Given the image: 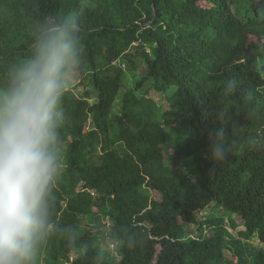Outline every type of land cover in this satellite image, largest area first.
Masks as SVG:
<instances>
[{
    "label": "trees",
    "instance_id": "obj_1",
    "mask_svg": "<svg viewBox=\"0 0 264 264\" xmlns=\"http://www.w3.org/2000/svg\"><path fill=\"white\" fill-rule=\"evenodd\" d=\"M68 13L83 65L35 264H264V0H0V90Z\"/></svg>",
    "mask_w": 264,
    "mask_h": 264
},
{
    "label": "clouds",
    "instance_id": "obj_2",
    "mask_svg": "<svg viewBox=\"0 0 264 264\" xmlns=\"http://www.w3.org/2000/svg\"><path fill=\"white\" fill-rule=\"evenodd\" d=\"M32 56L0 90V264H35L62 175L63 102L83 65L80 22L45 20ZM224 154L216 149L217 158Z\"/></svg>",
    "mask_w": 264,
    "mask_h": 264
},
{
    "label": "rangeland",
    "instance_id": "obj_3",
    "mask_svg": "<svg viewBox=\"0 0 264 264\" xmlns=\"http://www.w3.org/2000/svg\"><path fill=\"white\" fill-rule=\"evenodd\" d=\"M238 5H233L232 6V10L233 11H235V13L238 15V16H240L241 18H244V19H247L249 16H251L252 15V13L251 12H248L245 8H243V9H241L240 11H238ZM125 69H128V66L126 65V67H125ZM145 68L144 67H141L137 72H136V76H137V78H140L142 75H144L145 74ZM126 74L128 75V76H130L129 77V80H128V82H127V85L129 86V87H132L133 86V84H134V77L133 76H131V75H133L134 74V72H132V71H130V70H127L126 71ZM158 199H159V196L158 195H155ZM192 230H196L195 229V227L194 228H192ZM108 241H104L102 244H101V249L102 250H106V251H108V252H111L112 254H116V252H117V247L114 245L113 246V244H111V243H107Z\"/></svg>",
    "mask_w": 264,
    "mask_h": 264
},
{
    "label": "water",
    "instance_id": "obj_4",
    "mask_svg": "<svg viewBox=\"0 0 264 264\" xmlns=\"http://www.w3.org/2000/svg\"><path fill=\"white\" fill-rule=\"evenodd\" d=\"M153 8H155V7L153 6ZM154 19H155V13H154ZM148 26H150V24H148Z\"/></svg>",
    "mask_w": 264,
    "mask_h": 264
},
{
    "label": "built area",
    "instance_id": "obj_5",
    "mask_svg": "<svg viewBox=\"0 0 264 264\" xmlns=\"http://www.w3.org/2000/svg\"><path fill=\"white\" fill-rule=\"evenodd\" d=\"M114 246V245H113Z\"/></svg>",
    "mask_w": 264,
    "mask_h": 264
}]
</instances>
